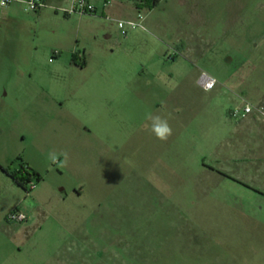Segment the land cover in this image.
<instances>
[{"label": "rangeland", "instance_id": "374dc122", "mask_svg": "<svg viewBox=\"0 0 264 264\" xmlns=\"http://www.w3.org/2000/svg\"><path fill=\"white\" fill-rule=\"evenodd\" d=\"M45 2L0 7V162L40 175L0 171V264H264V118L230 116L264 100V0Z\"/></svg>", "mask_w": 264, "mask_h": 264}, {"label": "built area", "instance_id": "2783aa9c", "mask_svg": "<svg viewBox=\"0 0 264 264\" xmlns=\"http://www.w3.org/2000/svg\"><path fill=\"white\" fill-rule=\"evenodd\" d=\"M67 3L66 7H56V9L61 10L64 14L70 15L73 13L77 14H90L94 15L98 10H105L110 3L115 0H65ZM12 3H18L24 6L25 10L35 11L41 7L47 6L45 0H0V7H6ZM138 18L142 19L141 15H137ZM103 18L107 21L113 20L116 23V26L120 30L121 35H125L128 29H132L136 26H140V22L135 20L127 19H113L108 14L103 15ZM198 84L202 89L208 90L214 87L216 80L214 77L208 75L205 72H201L198 77ZM257 112L260 116L264 118V107L262 105H252L245 100H242L241 103L235 106L230 110V116L237 118L243 117L251 112ZM11 172L21 174L23 178V183L25 186H29L28 191L34 188L33 179L37 180V177L34 171L23 161H20L19 166L13 169ZM26 190V189H25ZM25 214L19 209H13L6 215V220L9 222H21L25 220Z\"/></svg>", "mask_w": 264, "mask_h": 264}, {"label": "clouds", "instance_id": "9594fccd", "mask_svg": "<svg viewBox=\"0 0 264 264\" xmlns=\"http://www.w3.org/2000/svg\"><path fill=\"white\" fill-rule=\"evenodd\" d=\"M147 119L150 121V131L160 141H167L172 135V127L168 120L160 115L149 114ZM64 163H67V153H64ZM49 160L57 163L58 156L55 152L49 153Z\"/></svg>", "mask_w": 264, "mask_h": 264}, {"label": "trees", "instance_id": "16d2710c", "mask_svg": "<svg viewBox=\"0 0 264 264\" xmlns=\"http://www.w3.org/2000/svg\"><path fill=\"white\" fill-rule=\"evenodd\" d=\"M138 4H141V3H148V4H151V5H155L157 3V0H135ZM3 170L15 181V183L20 186L21 188L23 189H26L25 188V184L23 183V176L21 174H17L15 172H11L9 171L8 168H3ZM36 177H37V180H40V176L34 172Z\"/></svg>", "mask_w": 264, "mask_h": 264}, {"label": "crops", "instance_id": "0c3cea01", "mask_svg": "<svg viewBox=\"0 0 264 264\" xmlns=\"http://www.w3.org/2000/svg\"><path fill=\"white\" fill-rule=\"evenodd\" d=\"M101 11H105V10H101ZM259 105H262L263 107H264V100H262V102L259 104ZM256 106V105H255ZM252 116L253 118H258L260 115L257 113V112H255V111H253V112H251V113H249V114H247V115H245V116H243V117H241V118H245V117H247V116ZM261 117V116H260ZM23 161V160H22ZM23 162H25V161H23ZM33 171H35L38 175H39V173L33 168V167H31L30 166V164L28 163V162H25ZM9 167V165L7 166V165H5L4 163H2V162H0V171L4 174V175H6V177L7 178H9V179H11L12 181H13V183L14 184H16L15 183V181L3 170V168H8ZM40 176V175H39ZM17 185V184H16ZM74 191H75V193L76 194H79L81 191L80 190H78V189H75L74 188Z\"/></svg>", "mask_w": 264, "mask_h": 264}, {"label": "flooded vegetation", "instance_id": "af4514ba", "mask_svg": "<svg viewBox=\"0 0 264 264\" xmlns=\"http://www.w3.org/2000/svg\"><path fill=\"white\" fill-rule=\"evenodd\" d=\"M9 171H12L13 169H11L10 167H8ZM35 172V171H34Z\"/></svg>", "mask_w": 264, "mask_h": 264}]
</instances>
